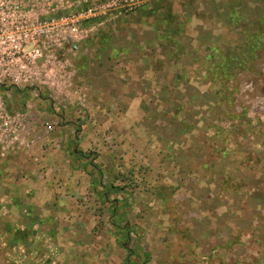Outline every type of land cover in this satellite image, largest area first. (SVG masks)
<instances>
[{
    "label": "rangeland",
    "instance_id": "374dc122",
    "mask_svg": "<svg viewBox=\"0 0 264 264\" xmlns=\"http://www.w3.org/2000/svg\"><path fill=\"white\" fill-rule=\"evenodd\" d=\"M53 53L0 89V264H264V0H148Z\"/></svg>",
    "mask_w": 264,
    "mask_h": 264
},
{
    "label": "built area",
    "instance_id": "2783aa9c",
    "mask_svg": "<svg viewBox=\"0 0 264 264\" xmlns=\"http://www.w3.org/2000/svg\"><path fill=\"white\" fill-rule=\"evenodd\" d=\"M39 1L0 0V89L25 88L34 75H43V61L54 57L55 49L133 14L148 0H77L74 5L50 0L46 10ZM12 116L0 95L1 144L14 132Z\"/></svg>",
    "mask_w": 264,
    "mask_h": 264
},
{
    "label": "trees",
    "instance_id": "16d2710c",
    "mask_svg": "<svg viewBox=\"0 0 264 264\" xmlns=\"http://www.w3.org/2000/svg\"><path fill=\"white\" fill-rule=\"evenodd\" d=\"M19 92L21 91V90H18Z\"/></svg>",
    "mask_w": 264,
    "mask_h": 264
},
{
    "label": "water",
    "instance_id": "95a60500",
    "mask_svg": "<svg viewBox=\"0 0 264 264\" xmlns=\"http://www.w3.org/2000/svg\"><path fill=\"white\" fill-rule=\"evenodd\" d=\"M126 245V244H125Z\"/></svg>",
    "mask_w": 264,
    "mask_h": 264
}]
</instances>
